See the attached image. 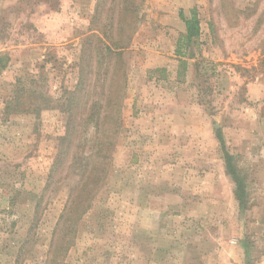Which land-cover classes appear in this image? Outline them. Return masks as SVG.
I'll return each instance as SVG.
<instances>
[{"label":"rangeland","instance_id":"rangeland-1","mask_svg":"<svg viewBox=\"0 0 264 264\" xmlns=\"http://www.w3.org/2000/svg\"><path fill=\"white\" fill-rule=\"evenodd\" d=\"M198 1L0 0V264H205L196 247L243 209L213 205L227 189L206 172L228 168L244 83L264 76V0ZM93 33L126 42L120 57L97 56ZM19 83L52 100L7 113ZM96 104L99 134L82 116Z\"/></svg>","mask_w":264,"mask_h":264},{"label":"crops","instance_id":"crops-1","mask_svg":"<svg viewBox=\"0 0 264 264\" xmlns=\"http://www.w3.org/2000/svg\"><path fill=\"white\" fill-rule=\"evenodd\" d=\"M197 3H199L198 0ZM191 7L193 6H185L187 10ZM184 18L190 19L191 17L186 15ZM183 22L181 30L186 33L184 19ZM201 25L200 23L199 35L203 30ZM258 53L261 54L262 50L260 49ZM254 55L256 56V53ZM249 59L252 60L251 57ZM244 94L243 128L241 127L238 131L236 125L235 132L228 137L232 147L228 154L232 157L234 166H236L235 160L237 159L238 168H243L241 173L248 180L236 186L233 182L236 172L229 171V167L226 170H219L213 165L207 170L209 172H206L213 180L209 183L212 189H227V196L222 200L212 197V204L218 206L222 203L238 207L242 205L243 209L241 215L229 217L231 222L225 231L212 233L203 243L201 251L199 247H196L200 242H195L196 254H203L205 264H253L256 255L264 254V76L260 75L255 79L245 81ZM204 183L201 181L198 185L205 189ZM237 189H242L247 195L249 191L254 190L255 195L249 200L248 196L246 198L237 196ZM202 202L200 199L194 202L189 201L191 206H201L204 204Z\"/></svg>","mask_w":264,"mask_h":264},{"label":"trees","instance_id":"trees-1","mask_svg":"<svg viewBox=\"0 0 264 264\" xmlns=\"http://www.w3.org/2000/svg\"><path fill=\"white\" fill-rule=\"evenodd\" d=\"M186 23L187 31L185 35L183 36L186 41H191L193 38L198 37L200 34V21L195 13H193V16L190 19L182 17ZM89 37H97L98 42L94 47V51H96L97 56H112L115 55L116 57H120L121 51L119 49L126 46V42L121 41V39L113 40L112 45H108L105 43H101V40L97 34H91ZM100 41V42H99ZM90 51L86 50L83 51V54L81 56V60L79 65L81 66L80 75L77 79V84L75 85V88L73 91H71V104L75 103V100H77L78 93L86 88H90L91 82H88V85H86L87 82V76L83 70L84 64L86 59L89 56ZM0 61H2V57H0ZM98 63V62H97ZM90 69H92V64H89ZM98 67V65H97ZM119 67V65H118ZM108 78V77H107ZM107 78L100 79L98 86H101L103 82L107 81ZM99 80V79H98ZM26 85V84H25ZM25 86H22L21 83L17 86V89L15 90L14 96L6 102L5 110L7 113H23V112H30L31 110L33 112H39L41 109V106H39V103H37V100L40 101L42 99L44 102H50L52 99L51 97L43 94H38L36 90H29L25 89ZM37 96H36V95ZM33 97L36 98V100L33 101ZM29 99L28 101H25V99ZM107 100L110 102L111 98L110 96L107 98ZM34 102V103H33ZM32 106H34L32 108ZM45 106H49V103H46ZM101 108L97 107V104L95 106H91L89 108L88 113L85 115H82L83 118H85L86 126H93L94 130L97 134L102 132L104 122L109 117V114L105 113L104 116L101 115ZM73 115V114H71ZM75 116V115H73ZM96 134V135H97ZM97 145V144H96ZM106 159H110L107 155L104 156ZM227 159V167H229V171L235 172L232 165V157L227 153L226 154ZM109 165V164H108ZM108 172V171H106ZM238 190V189H237ZM239 191V190H238ZM88 207V206H87Z\"/></svg>","mask_w":264,"mask_h":264},{"label":"built area","instance_id":"built-area-1","mask_svg":"<svg viewBox=\"0 0 264 264\" xmlns=\"http://www.w3.org/2000/svg\"><path fill=\"white\" fill-rule=\"evenodd\" d=\"M257 264H264V255L262 256L261 260Z\"/></svg>","mask_w":264,"mask_h":264}]
</instances>
